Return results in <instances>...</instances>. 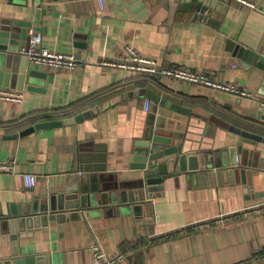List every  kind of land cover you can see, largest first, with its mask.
<instances>
[{"label":"crops","instance_id":"obj_1","mask_svg":"<svg viewBox=\"0 0 264 264\" xmlns=\"http://www.w3.org/2000/svg\"><path fill=\"white\" fill-rule=\"evenodd\" d=\"M248 1L254 6L233 0H0V29L6 22H28L27 31H40L44 47L78 61L73 70H54L30 64L23 47H13L15 67L26 60L28 70L44 75L31 80L41 90L27 89V81L20 89L18 69L5 78L0 51V87L23 93L20 102L0 100V163L15 160L14 170H0V264L12 256L14 240L4 219L12 206L27 195L77 184L81 176L102 188L130 187L141 173L130 168L132 152L150 125L169 135L170 145L193 153L227 148L225 161L235 157L241 141L229 124L264 136V68L243 66L237 57L240 46L264 57V0ZM128 45L161 67L205 72L253 96L101 64L120 58ZM144 88L189 112L153 102ZM81 112L83 119L73 120ZM59 119L63 125L9 136L35 121ZM242 150L255 156L244 176L250 198L239 164L191 176L174 172L162 182V194L138 210L106 206L76 220H49L18 238V252L45 254L46 264H95L97 253L110 258L123 244L142 240L144 264H264V204L241 212L264 198V142L242 143ZM85 165L90 169L80 170ZM26 172L36 177L31 189L23 183ZM112 264L131 263L124 255Z\"/></svg>","mask_w":264,"mask_h":264},{"label":"water","instance_id":"obj_2","mask_svg":"<svg viewBox=\"0 0 264 264\" xmlns=\"http://www.w3.org/2000/svg\"><path fill=\"white\" fill-rule=\"evenodd\" d=\"M213 1L217 2V0ZM27 23L10 21L2 25L0 29V51L3 54L2 69L6 71L5 78L11 72L16 73V69H18V73H16L17 87L22 89L25 81H27L25 85L27 89L39 91L42 88L31 82V80L44 75H41V72L36 69H27L25 55V63L22 60L19 66L15 67L17 53L13 47L22 46L27 48L23 43L27 38V27L29 25ZM231 43V41L227 43L229 47ZM237 57L240 59L241 65L244 64L243 66L245 64H255L260 68H264V57L243 46L237 48ZM1 73L3 72L0 70ZM154 77H158V74H155ZM262 93H264V90H262ZM143 94L155 103L170 106L180 112H189V108L162 99L159 94L150 88H144ZM83 117L84 114L81 112L74 116L73 120L79 121ZM63 123L64 120L62 119L38 120L20 130L17 134L9 136H21L36 129L60 126ZM152 128L153 125H150L145 129L142 141L136 145L137 149L132 152L130 168L139 170L141 173L130 187L116 185L111 188H102L92 182L93 180L81 176V180L77 184L68 183L63 188L53 192L46 191L35 195H27L19 204L12 206L4 219L7 221L9 233L14 242L12 256L4 264H46L45 254H19L17 249L18 238L30 235L34 227L46 225L49 220H55L57 223L76 220L83 215V212L98 213L100 208L106 206L125 210L129 208V205H132L138 210L142 203H147L151 198L162 194V182L167 175L174 172L186 173L191 176L206 169L222 171L221 167H233L239 164L237 166L239 167L243 189L246 194L251 190L244 176L247 170L246 166L255 165L253 161L255 156L249 150H242V143L254 145L257 142H264V136L229 124L228 130L239 135L241 141L236 145V155L233 157V161L229 158L228 161H225L226 158H224L222 151L227 150V148L220 150L208 149L206 153L200 155L184 149L183 146L170 145L172 138L169 135L158 133ZM203 156L204 161L199 162L198 158ZM237 158L239 161H237ZM84 167L80 166V170L87 171L90 169L89 166L88 169L86 165ZM226 172L231 174L230 169ZM248 195L247 197L250 198V194ZM258 199H260L257 200L258 202L264 200V198L261 199L260 195Z\"/></svg>","mask_w":264,"mask_h":264},{"label":"built area","instance_id":"obj_3","mask_svg":"<svg viewBox=\"0 0 264 264\" xmlns=\"http://www.w3.org/2000/svg\"><path fill=\"white\" fill-rule=\"evenodd\" d=\"M229 2L231 0H220ZM238 1L243 5L253 7V3L248 0H233ZM101 4V0H99ZM102 5V4H101ZM29 40L27 48H21L20 53L25 55L27 60L32 65L45 66L50 69H66L73 70L78 66V61L72 53L58 52L50 50L42 45V34L35 29L28 30ZM101 64L110 67H118L122 69H129L140 72L141 74L152 76L155 74L166 76L168 78L195 84L227 92L230 94L252 97L253 93L244 89L233 82L217 80L209 76L205 72H199L188 69L182 66H164L161 67L154 57L138 52L133 46H126L125 53L115 60H102ZM23 98V93L16 91L12 88L0 87V100L20 102ZM149 107V99H146L145 108ZM260 107L264 113V99L260 100ZM15 168V160L0 163V170L12 171ZM23 183L25 188L31 189L36 184V177L34 174L26 172L22 174ZM264 201L254 205L245 206L241 212L247 213L251 208H258L257 206L263 205ZM239 212V213H241ZM238 212L233 215H238ZM230 214V216H233ZM226 218V217H223ZM221 220V219H219ZM201 223L195 224L200 226ZM124 253L120 251L116 255L107 258L102 252L96 254L95 264H112L117 258H122Z\"/></svg>","mask_w":264,"mask_h":264},{"label":"trees","instance_id":"obj_4","mask_svg":"<svg viewBox=\"0 0 264 264\" xmlns=\"http://www.w3.org/2000/svg\"><path fill=\"white\" fill-rule=\"evenodd\" d=\"M33 120H30L29 122L31 123ZM187 229L191 230L192 227L189 226V228ZM178 233L179 231H175L173 234H171V236H175ZM143 246H144V241L142 240L133 243H126L121 246V251L124 253V255L131 264H144L145 257H144V252L142 250Z\"/></svg>","mask_w":264,"mask_h":264}]
</instances>
